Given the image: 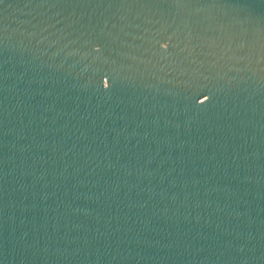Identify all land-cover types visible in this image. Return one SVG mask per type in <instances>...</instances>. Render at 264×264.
<instances>
[{
	"label": "water",
	"instance_id": "1",
	"mask_svg": "<svg viewBox=\"0 0 264 264\" xmlns=\"http://www.w3.org/2000/svg\"><path fill=\"white\" fill-rule=\"evenodd\" d=\"M0 264H264V0H0Z\"/></svg>",
	"mask_w": 264,
	"mask_h": 264
}]
</instances>
